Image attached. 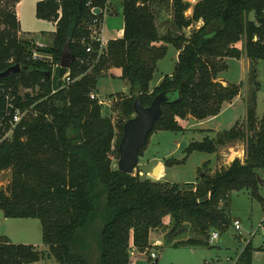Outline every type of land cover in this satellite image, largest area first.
Listing matches in <instances>:
<instances>
[{"label": "trees", "instance_id": "obj_1", "mask_svg": "<svg viewBox=\"0 0 264 264\" xmlns=\"http://www.w3.org/2000/svg\"><path fill=\"white\" fill-rule=\"evenodd\" d=\"M18 1L0 0V72L16 63L25 68L0 83L16 93L20 87L32 88V97L25 94L26 104L38 102L36 113L21 121L11 141L0 145V172H10L6 187L0 186V210L6 218L39 219L49 257L58 264H130L132 247L141 252L152 247L151 232L160 233L173 248L208 246L212 231H226L232 223V192L245 190L261 199L257 175L264 168V112L257 117L255 91L244 121L213 135L204 131L201 140L183 149L182 159H175L183 164L192 152L213 154L219 146L245 140L243 160L236 157L213 173L205 161L195 181L170 183L122 172L112 166L110 155L119 154L123 123L133 116L136 99L146 106L162 91L174 95L162 105L148 139L155 130L183 131L180 120L214 117L231 103L240 84H223L217 77L228 67L224 59H239L242 50L254 63L264 59V0H198L190 16L185 14L187 0H119L123 35L109 39L102 53L90 33L103 11L91 9L106 7L107 15L115 13L108 0H40L36 17L56 22L51 43L41 51L54 62L65 50L73 57L69 68L54 70L31 57L32 39L20 37L14 9ZM164 10L169 17L160 33L156 18ZM88 44L91 52H86ZM169 45L178 52L175 66L151 87ZM112 68L120 70L128 92L116 102L124 116L117 125L89 97L103 72ZM66 72L71 81L60 88ZM255 75L253 68L257 88ZM94 248L98 254L93 263ZM255 250L248 241L233 264H252ZM43 255L33 244L0 235V264H37Z\"/></svg>", "mask_w": 264, "mask_h": 264}, {"label": "rangeland", "instance_id": "obj_2", "mask_svg": "<svg viewBox=\"0 0 264 264\" xmlns=\"http://www.w3.org/2000/svg\"><path fill=\"white\" fill-rule=\"evenodd\" d=\"M39 0H22L18 6V15L20 21V37L40 41L45 45L51 43L53 25L50 21L39 19L35 16L36 3ZM190 7L197 0H188ZM2 4V3H0ZM188 10V9H187ZM186 10V11H187ZM185 14H189L185 12ZM110 15V14H108ZM107 15V17H108ZM169 14L163 11L156 18V23L160 33H163L166 27L163 24ZM111 17H116L112 15ZM199 27L198 23L188 27L185 31L188 34L191 30ZM165 56L158 61L157 68L154 72L151 85L153 86L160 75L172 72L176 63V50L169 45ZM237 47L242 48L238 43ZM241 57L225 58L224 61L228 67L225 71L219 73L217 80L223 84L237 83L240 84L239 94L231 101L232 106L226 107L221 114L218 124L221 130L229 128L228 124L233 117L239 121L246 118L247 103L253 91L255 95V111L257 117H261L264 112V59H258L252 62L241 51ZM255 69L256 82L254 84L251 77V69ZM120 70L113 68L109 73L108 70L103 72V76L97 81L96 91L101 99H105L102 104V111L105 115L112 118L115 125L119 123L124 116L121 115L120 108L116 102L122 94H127V84L119 79ZM23 89V88H22ZM257 89V90H256ZM125 121V120H123ZM185 129L183 131H166L155 130L150 135L145 148L138 158V163L133 173H138L141 178H151L154 180L168 181L170 183H183L195 181L199 176V169L203 168L202 163L209 161L208 169H220L228 165L234 158L238 157L243 160L246 157V141L235 140L226 145L219 146L217 152L208 154L205 152H192L183 164H177L185 155L183 149L195 140H201L205 132L199 129L189 127H198L195 120L186 118L181 120ZM209 126V124L200 127ZM117 129V127H116ZM186 130V131H185ZM207 131V130H205ZM114 149V147H113ZM221 150V152H219ZM112 166L117 167L119 154L113 151L110 155ZM174 158V161L168 166L164 160ZM260 177L264 181V168L258 170ZM10 179V172H0V186L6 187ZM261 199L251 196L247 191H235L229 198L228 215L232 220L230 227L226 231H219L217 241L209 242L204 247H153L147 254L135 255L130 253V264H152L154 259L149 258L150 253L157 255V264H233L239 252L244 245L251 241V245L260 251L252 261V264H264V184L259 188ZM234 218H238L239 229H235ZM41 223L37 218H6L0 210V235H6L13 243L33 244L37 250L44 253V257L37 264H58L52 257H49L48 246L43 244L41 239ZM97 248L92 252V262L97 260Z\"/></svg>", "mask_w": 264, "mask_h": 264}, {"label": "built area", "instance_id": "obj_3", "mask_svg": "<svg viewBox=\"0 0 264 264\" xmlns=\"http://www.w3.org/2000/svg\"><path fill=\"white\" fill-rule=\"evenodd\" d=\"M60 2V0H55ZM94 9L91 11L94 13ZM99 9V8H98ZM103 11V19L101 21L94 20L93 25L91 26L90 40L98 46V52L102 53L106 50L108 39H106L103 33V26L105 18L107 16L106 7L99 9V12ZM264 11V8H263ZM60 13V10H59ZM261 43L264 45V39L261 40ZM33 48L31 49V57L33 59H39L46 61L50 64L51 68L54 70L60 66L59 62H54L50 54L41 51L42 48L46 47L44 43L40 41H33ZM92 46L88 44L86 47V52H91ZM62 84L60 88L68 84L71 79L69 77V72H66L62 77ZM37 90V89H35ZM55 91V90H54ZM37 92V91H36ZM28 93L30 97L34 95V90L32 88H21L19 92H14L12 87H6L0 83V145L4 142L11 141L13 135L16 131L17 126L21 121L31 115L36 113V102H31L26 104L25 94ZM91 99H96L100 104L105 103V99H101L95 92L89 94ZM233 225L235 229H239V222L234 221ZM219 238L218 231H212L209 236V242L217 241ZM151 257L154 258L155 254L151 253Z\"/></svg>", "mask_w": 264, "mask_h": 264}, {"label": "water", "instance_id": "obj_4", "mask_svg": "<svg viewBox=\"0 0 264 264\" xmlns=\"http://www.w3.org/2000/svg\"><path fill=\"white\" fill-rule=\"evenodd\" d=\"M94 13H99V9L95 8ZM253 17V15H252ZM72 55L67 50L63 52L60 58V66L69 68L72 62ZM25 68L20 64H12L4 71L0 72V78H8L14 73H18ZM48 73V72H47ZM173 93L162 91L154 96L151 102L144 106L139 99H136L133 104V116L128 118L123 123V132L118 144L119 158L117 168L125 173H133L139 158V151L147 140L148 135L153 130L157 120L162 114V105L173 100ZM258 183L263 186V179L257 175ZM238 221L237 218L233 219ZM158 259L155 258L152 264H157Z\"/></svg>", "mask_w": 264, "mask_h": 264}, {"label": "crops", "instance_id": "obj_5", "mask_svg": "<svg viewBox=\"0 0 264 264\" xmlns=\"http://www.w3.org/2000/svg\"><path fill=\"white\" fill-rule=\"evenodd\" d=\"M21 1L22 0H19L16 4H15V6H14V9H15V12H16V17H17V20H18V22H19V27L21 26L20 25V21H19V15H18V6L21 4ZM40 1V0H39ZM118 1L119 0H108V6L110 7H114V9H116V12L115 13H113V14H110V15H108V17L106 16V18H105V22H104V26H103V33H104V35H105V37H106V39H116V38H121L122 37V35H123V28H124V18H123V15H122V9H121V6H119V4H118ZM188 1V0H187ZM198 1V0H197ZM196 1V2H197ZM189 2V1H188ZM195 2V3H196ZM194 3V4H195ZM35 9H36V7H35ZM186 12H188L189 14H187V16H190L191 15V13H192V6L190 7V8H188V10L186 11ZM112 15H114V16H116V17H111ZM36 16V15H35ZM51 23H52V25H53V31L52 32H54V30H55V28H56V22H53V21H50ZM198 23V25L200 26L201 25V21H199V22H197ZM20 33H22V31L20 30V28H19V34ZM168 47H170V46H168ZM177 50H176V57H177ZM113 69V68H112ZM112 69H110V70H108V73L112 70ZM161 77H162V74L160 75V78L159 79H157L156 80V82L154 83V85L153 86H155L159 81H160V79H161ZM151 85V84H150ZM152 85H151V87H153ZM95 93L98 95V96H100L98 93H97V91H95ZM232 106V104L231 103H229L228 104V106H226V107H231ZM226 107H224L222 110H221V112L218 114V115H216V116H214V117H209V118H206V119H204V120H196V119H194V118H192L193 120H195V123L196 124H198V127H189V131L190 130H192V129H199L200 131L201 130H203V131H205V130H207V131H210V132H208L210 135H213L214 133H216V132H218V131H221V126H219L218 124H220V123H222L221 121H220V118H221V114L223 113V111L224 110H226ZM189 118H191V117H189ZM236 121H238V119H236V117H233L232 118V120H231V122L228 124L229 126V128L236 122ZM180 123H181V120H180ZM206 124H209V126H204V127H200V126H202V125H206ZM182 125V124H181ZM182 127H183V129H185L184 128V126L182 125ZM228 129V128H227ZM186 131V130H185ZM205 134H206V132H205ZM224 147V146H223ZM219 152H221V150L219 151ZM230 164V163H229ZM228 164V165H229ZM227 166V165H226ZM217 169H211L210 171H211V173H213L214 171H216ZM192 182V181H191ZM233 193V192H232ZM168 219L169 218H167L166 219V222L168 221ZM238 219V218H237ZM8 237V236H7ZM9 238V237H8ZM10 239V238H9ZM149 243H150V245L152 246L151 248H153V247H156V248H161V247H171L170 245H166L165 243H164V240H163V237H162V235H160V233L158 234V233H155V232H151L150 233V236H149ZM183 247H189V248H196V247H193V246H183ZM259 247V246H258ZM258 247H255L256 249L258 248ZM150 248V249H151ZM132 252L135 254V255H137V254H140V253H145V254H147L148 255V252H146V251H144V252H141V251H138V250H136L135 248H133L132 247ZM149 252H150V250H149ZM258 252H260L259 250H255L254 252H253V255H252V261H253V258H254V256L258 253ZM151 253H153V252H151ZM151 253H150V257L149 258H151V259H153L152 257H151ZM155 257L157 258V255L155 254ZM237 258V257H236ZM236 260V259H235ZM158 263V262H157ZM139 264H144V263H141V262H139Z\"/></svg>", "mask_w": 264, "mask_h": 264}]
</instances>
